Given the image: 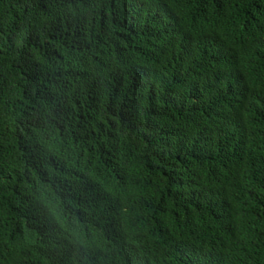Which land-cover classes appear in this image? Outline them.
Returning a JSON list of instances; mask_svg holds the SVG:
<instances>
[{"label":"trees","instance_id":"trees-1","mask_svg":"<svg viewBox=\"0 0 264 264\" xmlns=\"http://www.w3.org/2000/svg\"><path fill=\"white\" fill-rule=\"evenodd\" d=\"M0 264H264V0H0Z\"/></svg>","mask_w":264,"mask_h":264}]
</instances>
